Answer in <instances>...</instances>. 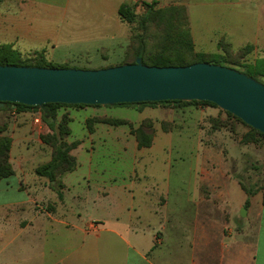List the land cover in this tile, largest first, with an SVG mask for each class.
Segmentation results:
<instances>
[{"label":"crops","instance_id":"1","mask_svg":"<svg viewBox=\"0 0 264 264\" xmlns=\"http://www.w3.org/2000/svg\"><path fill=\"white\" fill-rule=\"evenodd\" d=\"M26 2L27 47L33 41L29 36L36 33L34 4L44 6L45 10H57L61 23L70 22L63 28L78 38L70 45L79 52L90 55L114 48L123 52L130 42V24L118 14L120 4L129 3L128 0H81L80 7H73L70 16H66L69 0ZM178 2L186 7L192 36L187 9L190 0ZM238 5H242L239 8L242 12L254 13L249 21L241 20L244 22L241 34L236 30L234 18ZM212 6L214 25L208 42L214 45L215 52L221 50L220 44L231 47L239 39L253 45L255 50L264 43V0H213ZM52 35L43 33V39L48 50L54 52L58 45ZM156 108L163 114H175L172 107ZM99 110V106H64L57 111L58 120L63 115L68 118L70 133L65 140L76 142L69 151L76 164L71 171L56 177L60 185L54 187L55 181L37 175L35 169L39 165L30 159L36 154L30 149L33 143L45 146V151L40 148L38 155L51 151L41 140V135L51 132L50 129L42 118L40 126L33 122L36 116L41 117V111L15 108L10 111L13 121L6 124L5 133L12 140L9 155L14 172L0 180V187L5 194L18 195L0 200V264H264L261 190L248 195L231 167L225 165L223 155L204 151L200 163L197 160L195 166L182 172L184 175L193 172V180L183 175L184 179L172 181L167 170L160 181L151 167L139 175L134 162L138 153L142 157L154 149L157 132L154 119L151 118L155 128L151 145L138 147L129 125L96 122L90 130L88 119L114 118ZM72 111L80 112L78 137L72 135L70 128L75 119ZM8 113V109H1L0 118L5 119ZM141 120L127 121L135 127ZM24 146V158L20 160ZM101 148L116 154L128 150L131 165L95 164L93 157ZM164 154V163H168L170 150L165 149ZM49 159L50 156L44 163ZM15 160L17 163H13ZM242 207L246 209L245 217L238 215ZM254 221L259 222L258 228L255 232L248 231L247 226Z\"/></svg>","mask_w":264,"mask_h":264},{"label":"rangeland","instance_id":"2","mask_svg":"<svg viewBox=\"0 0 264 264\" xmlns=\"http://www.w3.org/2000/svg\"><path fill=\"white\" fill-rule=\"evenodd\" d=\"M26 1L30 2V0ZM37 1L40 2L43 0H31L33 3ZM178 1L180 0H158V3H155L154 7L183 6L186 10L185 5ZM62 2L64 3L65 0H61L59 3ZM212 2L213 0H190L187 6L192 36L195 41L192 40L195 52H215L214 45L208 42L214 25ZM81 4V0H69L68 5L70 8L66 16L71 15V10H74L73 7L79 8ZM240 6L242 5L237 6V15L234 14V18L235 16L237 18L236 30L238 34L242 32V30H240L242 23H244L242 21L247 22L254 15V13L249 14L248 12H242L239 9L241 8ZM146 8H148V5L145 9ZM32 10L35 12L33 14L35 20L33 24L35 25L36 33L35 35L33 33L32 36H29L33 41L30 42L27 47L24 45V42H26L24 41V0H0V44H10L14 49L20 51L24 57H30L34 52H42L48 61L53 62L55 67L93 69L119 65L124 59L125 51L130 45L133 36L137 32H141V29H139L137 25H130V42L124 48L123 52L120 48H114L98 50V52H93L88 55L85 54V52H79L77 48L71 47L70 42L78 38L70 36L69 31L63 28V26L66 27L70 22L61 23V15L57 10L53 11L47 8L45 10L44 6H37L36 4L32 5ZM50 32L53 33V42L56 41L58 45L54 49V52L48 50L49 46L43 39V33ZM119 36L118 34L117 37L119 38ZM37 38H39V40ZM238 41H234L231 47L225 46L224 54L230 62L228 64L229 67L240 69L242 67L241 65L246 62H252L257 57H264V43L262 45L259 44L260 47L255 50L253 45L246 44L244 40L239 39ZM246 45H251L253 47L251 49H246L244 48ZM155 106L157 107V105ZM155 106L144 107L133 104L99 106L100 112L110 117L127 119L133 123L145 117L154 119L157 131L154 149L152 152L146 151L142 157V154L138 153L134 162L139 175L144 170L149 171L151 167L160 181H162V177H165L167 170L170 172L169 178L172 181L184 179V176L189 177V180H193V172L191 173L190 171L187 175H184L182 172H184L186 168L195 166L197 160L200 163L204 151L205 154L210 152L215 155H223L222 157L226 160L225 165L231 167L230 171L233 172V176L237 178L238 182L241 181L248 190L260 189L263 187L264 139H258L251 143H242L241 138L249 130L247 125L227 116L220 108L210 105L193 104L186 105L183 108H174L170 105L169 107L174 109V115L163 114ZM12 108L15 107H6L9 113L5 119L0 118V125L6 126L8 122L13 121V116L10 114ZM61 109L62 107L58 110ZM200 110L204 112L202 113ZM79 114L80 112L72 111L71 115L75 117V119L70 124L72 135L77 137L81 133ZM160 120H168L167 123L170 122L172 127L171 125H167L171 130L170 133L161 128ZM23 128L26 129L27 126ZM46 146L50 148V146ZM40 148L41 146L36 143L30 145V149L36 152V154L30 158L35 165H41L46 161V158L49 156L51 157V151H48L45 155H43V152L41 153L42 155H38L37 152H39ZM43 148H45V146L41 149ZM164 148L170 150V161L168 163H164V159L166 158ZM22 149V157L19 158L20 160L24 158L25 146ZM43 151L45 150L43 149ZM13 158L18 159L16 157ZM216 158L218 157L216 156ZM151 160L153 161L152 164H150ZM15 162L17 163L16 160L13 161V163ZM93 162L99 165L128 167L132 163V158L128 150L125 153L116 154L113 153L111 149L101 148L95 153ZM216 163L222 165V162L217 161ZM142 181L145 182L146 180L143 179ZM1 188L2 187H0V200L6 197L15 198L17 197L16 195H18L17 192L5 194ZM240 211L241 210L238 211V215ZM258 223V221L250 222L247 226V230L255 232L256 228H258Z\"/></svg>","mask_w":264,"mask_h":264},{"label":"water","instance_id":"3","mask_svg":"<svg viewBox=\"0 0 264 264\" xmlns=\"http://www.w3.org/2000/svg\"><path fill=\"white\" fill-rule=\"evenodd\" d=\"M164 100H206L264 133V83L229 66H155L140 58L93 69L0 65V108L4 102L112 105ZM239 215L245 217L244 207Z\"/></svg>","mask_w":264,"mask_h":264},{"label":"trees","instance_id":"4","mask_svg":"<svg viewBox=\"0 0 264 264\" xmlns=\"http://www.w3.org/2000/svg\"><path fill=\"white\" fill-rule=\"evenodd\" d=\"M153 4V5H152ZM148 5L144 11L138 12L135 5L123 2L118 8L119 17L129 23L135 24L141 32H137L130 45L127 47L124 59L121 64L134 63L136 58H140L143 64L155 66L188 65L194 62H209L228 66L230 63L224 54L226 45L222 46L221 52L204 53L195 52L190 34L188 17L183 6H164L156 8L155 3ZM135 39V40H133ZM253 46L246 45L244 48L251 49ZM223 51V52H222ZM0 65L16 66H38L55 67L53 62L48 61L42 52H34L30 57H24L20 51L14 49L10 44H0ZM238 71L264 83V57H257L252 62L241 65ZM172 105L174 108H183L186 105L202 104L217 107L214 103L206 100H164V101H142L135 103H117V105ZM14 106L17 110L35 109L41 111V118L51 132L41 135V140L51 148L49 161L39 165L35 171L37 175L46 177L50 182L55 181L54 186H59L56 177L66 171H71L75 167V159L69 151L75 146L76 142L68 143L65 138L69 135L67 126L68 118L63 115L59 120L57 111L64 106H101L99 104H67V103H45L43 105H26L21 103L4 102L0 109ZM219 108V107H218ZM222 110V109H221ZM224 111V110H223ZM227 116L234 118L247 125L238 117L224 111ZM96 122L107 123L109 125H129L132 134L135 136L138 147H148L151 145L155 128L151 118H145L137 126H132L130 122L123 119L92 117L87 120V126ZM169 123V124H168ZM162 121L161 128L168 131L170 122ZM249 130L241 138L242 143L255 142L264 139V133L247 125ZM5 125H0V180L13 174V168L9 161L11 148V137L5 134ZM172 127V125H171ZM256 168V167H255ZM243 190L251 195L257 190L262 191V203L264 204V185L260 189L248 190L241 182ZM59 194V193H58ZM60 195V194H59ZM248 201L246 200V205Z\"/></svg>","mask_w":264,"mask_h":264},{"label":"built area","instance_id":"5","mask_svg":"<svg viewBox=\"0 0 264 264\" xmlns=\"http://www.w3.org/2000/svg\"><path fill=\"white\" fill-rule=\"evenodd\" d=\"M129 3L134 4L135 5V9L138 12L144 11L145 7L149 4L152 3H157L156 0H128ZM34 124H36L37 126H40L42 124V120L40 116H36L33 119Z\"/></svg>","mask_w":264,"mask_h":264}]
</instances>
